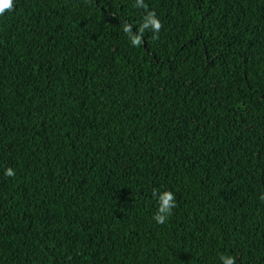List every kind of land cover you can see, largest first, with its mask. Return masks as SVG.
Returning a JSON list of instances; mask_svg holds the SVG:
<instances>
[{
	"label": "trees",
	"instance_id": "obj_1",
	"mask_svg": "<svg viewBox=\"0 0 264 264\" xmlns=\"http://www.w3.org/2000/svg\"><path fill=\"white\" fill-rule=\"evenodd\" d=\"M144 2L0 16V264H264V0Z\"/></svg>",
	"mask_w": 264,
	"mask_h": 264
},
{
	"label": "clouds",
	"instance_id": "obj_2",
	"mask_svg": "<svg viewBox=\"0 0 264 264\" xmlns=\"http://www.w3.org/2000/svg\"><path fill=\"white\" fill-rule=\"evenodd\" d=\"M14 0H0V16H3L6 12L14 10ZM134 7L145 10L142 23L133 31V26L128 23H124L122 31L128 36L132 47L139 48L142 45L144 34L146 31L153 33L152 40L159 39V33L163 28L161 20L157 17L155 11H149L148 5L144 0H135ZM6 177H15L16 173L12 168H7L4 172ZM152 196L157 200L158 208L153 219L159 225H164L168 221L169 217L173 213V209L176 207V197L172 191L158 192L157 189H153ZM264 199V197H261ZM221 264H236V258L234 256H228L221 254L219 257Z\"/></svg>",
	"mask_w": 264,
	"mask_h": 264
}]
</instances>
